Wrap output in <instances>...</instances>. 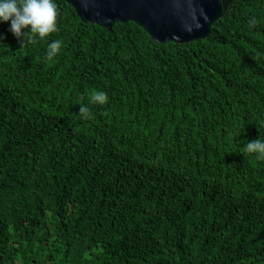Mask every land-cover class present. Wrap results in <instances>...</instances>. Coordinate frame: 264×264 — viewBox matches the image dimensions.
Here are the masks:
<instances>
[{"label": "trees", "instance_id": "obj_1", "mask_svg": "<svg viewBox=\"0 0 264 264\" xmlns=\"http://www.w3.org/2000/svg\"><path fill=\"white\" fill-rule=\"evenodd\" d=\"M55 2L32 44L0 23V264H264V0L166 44Z\"/></svg>", "mask_w": 264, "mask_h": 264}, {"label": "water", "instance_id": "obj_2", "mask_svg": "<svg viewBox=\"0 0 264 264\" xmlns=\"http://www.w3.org/2000/svg\"><path fill=\"white\" fill-rule=\"evenodd\" d=\"M84 22L112 29L135 22L158 44L188 43L210 36L233 0H66ZM203 25L197 28L196 23ZM191 27L193 30L188 31Z\"/></svg>", "mask_w": 264, "mask_h": 264}, {"label": "clouds", "instance_id": "obj_3", "mask_svg": "<svg viewBox=\"0 0 264 264\" xmlns=\"http://www.w3.org/2000/svg\"><path fill=\"white\" fill-rule=\"evenodd\" d=\"M58 8L55 0H0V23L10 22V31L21 42L22 47L35 42L36 37L43 39L58 31ZM197 28L203 25L198 22ZM188 31L193 29L189 27ZM6 39V36L4 37ZM2 42V40H0ZM61 41H53L48 46L47 58L51 60L61 49ZM93 104H106L108 96L104 92L91 95ZM79 114L84 120L92 118L88 107L81 106ZM248 153H255L264 160V140L256 139L245 145Z\"/></svg>", "mask_w": 264, "mask_h": 264}]
</instances>
